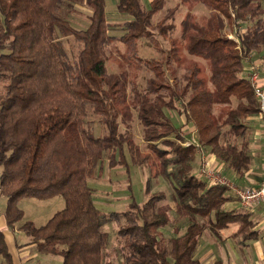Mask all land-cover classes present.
Instances as JSON below:
<instances>
[{"label": "trees", "instance_id": "trees-1", "mask_svg": "<svg viewBox=\"0 0 264 264\" xmlns=\"http://www.w3.org/2000/svg\"><path fill=\"white\" fill-rule=\"evenodd\" d=\"M74 1L0 0V194L6 196L7 223L22 218L17 204L22 197L62 196L63 206L44 223L21 224L40 251L60 254L61 264H104L110 236L103 226L112 220L123 240L122 264H200L195 251L206 227L216 232L236 223L233 234L242 242L254 237L250 212L226 209L232 198L227 187L197 175L198 147L187 140L191 131H183L191 126L202 148L236 174L250 167L247 120L258 105L243 62L264 49V0H179L202 3L208 14L199 21L185 11L177 36L169 32L178 4L165 7L167 0L147 5L117 0L116 10L128 16L119 35L110 32L106 0H84L88 24L74 27L61 15ZM155 32L168 39V47L159 44ZM61 37L80 43L74 57ZM140 38L154 41L160 56H141ZM116 40L123 44L126 65L150 71L144 85L126 69H108L107 47ZM185 53L203 59L207 70L194 59L177 75L175 66ZM169 110L180 113L181 124ZM89 113L97 116L101 133L87 122ZM133 118L140 123L144 148L131 131ZM104 156L109 165L124 167L128 188L131 164L148 166L149 179L167 181L174 212L187 220L184 230L163 237L171 206L160 202L166 194L153 189L149 179L142 203L132 198L123 210L102 212L88 180ZM0 253L10 260L1 231Z\"/></svg>", "mask_w": 264, "mask_h": 264}, {"label": "rangeland", "instance_id": "rangeland-1", "mask_svg": "<svg viewBox=\"0 0 264 264\" xmlns=\"http://www.w3.org/2000/svg\"><path fill=\"white\" fill-rule=\"evenodd\" d=\"M116 2L117 0H106V11H107V20L111 24L110 32L116 35H119L122 32V25L124 21L128 18L127 15L119 13L116 10ZM144 5H147L148 0H142ZM178 4L177 11L175 12L174 18L172 22L175 24V28L172 29L169 33L170 35L177 36L179 34V21L184 14L185 11L190 10L192 14L199 21H203L207 14L208 9L202 3L195 4H183L179 3V0H167L165 7ZM66 5L63 4V8ZM61 11V15L68 18L70 23L76 28H83L88 24V15L90 13L89 7L86 5L84 0H75L73 3L72 10L67 12ZM162 12L156 13L152 20L155 22L157 19L161 17ZM155 38L158 40L159 44L166 48L169 46L168 39L164 38L160 34L155 32ZM63 41L64 48L70 57H74L78 48L80 47V43L75 41L72 37H61ZM139 54L143 57H159L161 52L157 49L154 44V41H149L147 38H140L138 42ZM123 50V44L116 40L111 43L107 47L108 59H107V67L110 71H116L118 69H126L130 74H135L137 78V82L140 86L144 85L146 77L150 74L146 68L141 69H133L126 65L123 59L120 56V52ZM198 60L202 63L207 70L205 61L201 58L193 57L185 53L181 62H179L176 67L177 75H181L182 72L187 68L192 60ZM243 66H247V62H243ZM228 107V105L226 106ZM168 113L173 118L176 124L182 123V117L180 113L169 110ZM87 122L90 123L96 134H99L103 131V127L97 119V116L89 113L87 116ZM131 131L134 134V138L136 141L141 144V147L144 148V143L141 142L140 137V123L137 118H133L131 120ZM191 125V124H190ZM188 126H186L187 129ZM119 129H124V124L121 122L119 125ZM187 134V133H186ZM101 166L93 175L89 178L88 182L94 190V201L97 206L100 208L102 212H109L111 210H123L127 207L128 203L132 200V198L138 202L142 203L146 199L145 194V181L149 179L151 176L148 166L146 165H130V182L131 188L127 187V172L124 167L121 165H109L107 156H104L101 161ZM149 179L151 182V187L153 189H162L166 197L160 202L168 203L171 206L170 210V221L168 225L161 228V234L166 239L170 236L177 235L181 233L186 224L187 220L183 216H179L174 212V200L172 199V188L162 177L158 179ZM172 193V195H171ZM132 194L133 197H130ZM35 198H23L21 201V205L25 209L24 216L22 219H25V216L33 219L32 221L35 225L42 224L47 220L51 214H53L56 210L60 209L63 206V198L62 196H54L51 198H47L41 200L43 202L35 203ZM40 216V217H38ZM200 221L204 220L203 217H199ZM227 229H236L234 223L229 224ZM117 228V223L115 221L106 222L103 226V229L109 232V240L105 248L106 256L104 264H122L121 259V247L123 240L120 239L115 230ZM205 229H210L206 227ZM58 257L60 254L54 253ZM62 257V256H61Z\"/></svg>", "mask_w": 264, "mask_h": 264}, {"label": "crops", "instance_id": "crops-1", "mask_svg": "<svg viewBox=\"0 0 264 264\" xmlns=\"http://www.w3.org/2000/svg\"><path fill=\"white\" fill-rule=\"evenodd\" d=\"M262 57H264V49L252 53L253 59L258 60ZM244 71H246L245 67ZM260 73L261 80L264 82V68L260 70ZM247 121L252 128L250 141L251 165L243 175L236 174L233 169L226 167L209 150L203 149L206 167L220 171L233 184L241 187L247 185L258 186L264 180V141L261 138L262 122L260 115L258 113L251 115ZM190 131L192 133L191 126L183 132H189L190 134ZM199 159L200 155L197 153V161ZM227 194L231 195L232 198L224 203V207L233 211L250 212V217L255 221L256 235L242 242L241 237L233 234L237 228L227 229L226 226L216 229V232H213L212 229H204L199 238L195 256L199 259L200 264H211L216 259H220L222 264H264V201L256 203L250 208H244L230 188H227ZM23 198L25 197L20 198L17 204L23 210L24 216L25 209L20 201ZM34 200H39L34 201L39 203L43 202L41 200L44 199L35 198ZM5 206L6 196L0 194V231L3 233L6 248L10 254V260H7L0 253V264H61V255L58 257L54 253L40 251L37 244L32 241L31 235L21 228V224L25 220H34L25 216V219L21 218L13 226H10L4 214ZM234 225L236 226V223Z\"/></svg>", "mask_w": 264, "mask_h": 264}, {"label": "built area", "instance_id": "built-area-1", "mask_svg": "<svg viewBox=\"0 0 264 264\" xmlns=\"http://www.w3.org/2000/svg\"><path fill=\"white\" fill-rule=\"evenodd\" d=\"M229 36L232 35L229 34ZM244 62H247L245 75L250 82L254 97L257 101L258 114L260 115L262 122L261 138L262 141H264V82H262L260 76V70L264 68V57L256 60L252 58L251 54H248L245 56ZM187 140H191L198 147L197 151L200 155V164L197 169L198 176L203 177L209 183L220 184L230 188L244 208H250L252 205L264 201V180H262L258 186L247 185L241 187L233 184L232 181L224 177L220 171L206 167L203 156V148L197 142L194 131H192V137L189 139L187 138Z\"/></svg>", "mask_w": 264, "mask_h": 264}]
</instances>
